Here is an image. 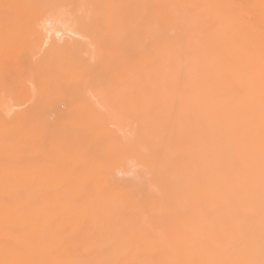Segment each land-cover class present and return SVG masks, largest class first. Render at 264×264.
I'll return each instance as SVG.
<instances>
[{
  "label": "bare ground",
  "instance_id": "1",
  "mask_svg": "<svg viewBox=\"0 0 264 264\" xmlns=\"http://www.w3.org/2000/svg\"><path fill=\"white\" fill-rule=\"evenodd\" d=\"M0 264H264V0H0Z\"/></svg>",
  "mask_w": 264,
  "mask_h": 264
}]
</instances>
